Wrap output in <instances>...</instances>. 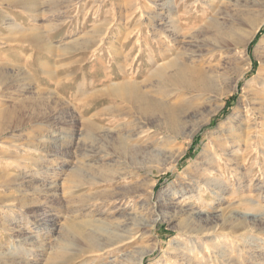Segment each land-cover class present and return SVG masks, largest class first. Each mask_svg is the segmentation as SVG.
Listing matches in <instances>:
<instances>
[{
  "label": "rangeland",
  "instance_id": "obj_1",
  "mask_svg": "<svg viewBox=\"0 0 264 264\" xmlns=\"http://www.w3.org/2000/svg\"><path fill=\"white\" fill-rule=\"evenodd\" d=\"M24 1L0 0V73H32L29 91L0 78V119L7 120L0 133V264H182L185 256L195 263L224 253L264 264V117L251 107L264 102V49L257 52L264 24L247 44V71L232 36L234 22L264 13V0H209L187 10L183 19L191 31L202 30L205 43L193 62L200 75L143 121L122 113L126 93L164 60L149 28L139 41L130 34L145 22L139 14L160 10L163 0H140L134 18L113 22L121 30L109 32L98 52L111 17L125 15L118 5L136 0H82L71 13L81 17L62 26L58 13L26 14ZM53 25L60 27L50 36ZM95 27L101 34L94 39ZM241 122L257 123L258 132ZM138 127L143 132L129 147ZM238 141L240 160L218 159L216 144L229 151ZM199 177L201 186L212 177L228 191L219 198L207 186L198 190L190 183ZM127 190L136 197L120 199ZM196 209L221 214L219 230L190 232V224L205 225L193 222ZM78 227L109 244L95 246ZM190 248H198L195 256Z\"/></svg>",
  "mask_w": 264,
  "mask_h": 264
},
{
  "label": "bare ground",
  "instance_id": "obj_2",
  "mask_svg": "<svg viewBox=\"0 0 264 264\" xmlns=\"http://www.w3.org/2000/svg\"><path fill=\"white\" fill-rule=\"evenodd\" d=\"M149 1L154 3L157 0H149ZM202 1L203 0H194L192 3H189L190 2L189 0H182L179 3L177 2V0H163L162 3L157 4V6L160 7V10L157 9L147 13L143 12L139 14L140 16L139 19L145 22L138 23L140 29L137 31V33H131L130 36L136 34L137 35L136 41H139L141 39V33H139V31H141L143 27L149 28V31L151 30L153 32L152 36L156 38V42L158 43L157 48L159 50V53L161 54V59H163L164 61L162 63H158L154 71L150 73L145 80L141 82L133 81L131 89H129V91L126 93L124 99L125 100L124 107L126 109L122 113L126 114L127 116H134L135 117L134 119H136V121L138 120L143 121L147 119L149 115L154 113V111L166 109L168 106L167 103L168 99L173 95L184 93L185 89L189 86V83L193 81L191 76L200 75V69L193 62H195L196 58L198 57L197 56L198 50L205 45L203 38H201L202 30L199 29L197 31H191L193 26H191V23H189L187 20H184L182 16L183 14H187L186 13L187 10H194L196 8L201 7L202 3L204 4L202 6H207L208 4H210L209 0H206V2H202ZM24 2H25L24 12L26 14H35V15L39 13L41 15L50 14L52 15L51 17L53 16L55 17L56 13H58V16L60 15L59 17H63V19L65 18L64 20L61 21L62 22L61 26L64 25L69 20H70L69 24H71L74 21V19L76 20V18H80L81 16L79 17L78 14L79 11L75 15H71V13L73 10L76 11L77 6L83 5L82 0H47L44 1L45 3L44 2L40 3L38 0H26ZM40 4L43 5L46 4L47 6L45 9H42V7H40ZM140 7H141L140 0H136L135 2L130 1L127 4H119L118 8L120 10V13H125V15L124 16L120 15L119 17L116 18L115 16L111 17L112 19L110 20L109 26H107L106 31L103 32V37L101 39L98 38L99 43L95 51L98 52L99 50L103 49L102 41L105 38V36L108 35L109 32L117 33L121 30L120 27H118L119 25H115L113 22H119L123 18L125 20L134 18L137 10ZM84 18L86 19V15L84 16ZM177 20L179 21V23L177 22ZM263 24H264L263 12L262 13L253 12L245 22L241 20L234 22V27H233L234 32L232 33V36H233L234 44L236 45V49H238L236 52H238L239 55L238 57L248 62L247 65H245L246 68L242 69V72L243 70L244 71L249 70L251 67L250 59L248 57V53L246 50L247 44L255 37V35L260 30ZM10 25L16 26L13 23H11ZM54 26L55 25H53V27H50L49 29L50 36L52 33H55V31H57V29L60 27V25H57L55 27ZM115 26H117L116 28L119 29L118 30L112 29ZM99 29L100 28L95 27L92 30V33L94 34V39L101 34V31ZM262 37L263 38L260 41L257 52L261 48L264 49V36ZM90 46H92L90 42L81 45L79 46L78 51L85 50ZM149 47L152 49V46ZM128 56L129 54L126 55V59L128 58ZM150 58H151V63H153L155 60L153 58V55H151ZM258 58L260 59L261 62V66H260L261 67L260 72H261L264 70V57L260 55ZM125 70L127 73L131 69L125 67ZM137 71H134L133 74L138 76L139 71L138 72ZM129 72L132 73V71ZM31 74L28 70L24 71L22 69L14 70L11 68L8 69L6 68L5 72L0 73V78H2V76H8L7 78L13 79L14 80L13 82L16 81L17 83L20 84V89H21L20 91H29L32 88L31 86L32 83L29 79L31 77ZM241 75L242 73H240V76ZM93 84L94 83L90 82L87 86H93ZM262 88L264 89V82L262 84ZM251 107L252 110H255L256 114L260 115L259 117L261 116L264 117V102L257 101L256 104L253 103ZM6 121L7 120L2 121L0 119V133L5 128ZM174 121H178V120H174ZM256 124L257 123L255 122L252 124L251 122H249L248 125L246 124L244 125L243 122H241L239 125L240 127L241 126L246 127L247 131H250L252 129V131L258 132L256 129L258 125ZM93 127H95L96 129L98 128L96 124L95 125L93 124ZM130 132L131 135H129L128 137L132 138V141L129 142L130 143L129 147H134L133 143H135V140L139 136L140 132H143V130L141 129L135 130L132 128ZM126 137L127 136L125 135L122 136V144L120 146L121 151H125L128 148ZM216 145H217V151H219L216 154L218 155V159L222 158L221 155L223 154L224 156H227L228 161L238 160L240 158L241 154L239 155L240 153L239 150L242 148L240 141H238L236 145H233L234 146L233 150H229V151L225 148V145L223 143H219ZM93 156L97 157L96 154H94ZM212 165H213V158L210 159V162H208V166H212ZM219 168L220 167H218L217 170ZM80 175L81 174L79 172L76 173V176H80ZM113 178L115 179V181H118V179L121 177L116 179V176H114ZM198 181L201 182V177L194 178L193 180H191L190 184L196 185L197 187L196 189L198 190H202L204 188L203 186H207V188L212 189L215 194L220 196L219 198H222L223 196L221 195L225 194L228 191V188L224 186L221 181H216L212 177L207 178V181L206 182L204 181L205 183L202 186ZM130 197L134 199L136 195L135 194L132 195V193H129L127 190V192H125L120 199L124 200ZM198 198L201 200L202 198L201 192ZM252 200L248 199L247 201L252 205H255L254 204L255 202H253ZM249 214L250 213H246L244 216L247 217ZM191 217L195 220L193 221L194 223H196V221L201 220L203 223H205V225H202L201 228H198L196 226H193V224H190L191 225L189 227L190 232H198V234H201L203 236H211L213 232L215 233L217 232V230H219L218 226H221V224L219 225V222L222 220L221 214L218 213H214L210 215L207 214L204 211V209L203 210L196 209L191 211ZM257 217L258 216L253 215L251 220L255 221L256 219H262ZM68 225H69L68 227L71 228L73 225L72 221H70ZM77 229L78 231L84 233L85 237L89 241H95V246L99 248H103L104 246H107L106 244H109V242H105L103 239H101L99 235H96L95 232L86 233L85 229H82L80 227H78ZM215 238H217L216 235ZM197 250L198 248H190L186 252H188L187 254L188 256H195ZM62 257L64 258L66 256L62 255ZM192 259L191 257L187 258L185 256L183 259L184 262L182 264H256V263L258 264L259 263L256 256L252 255L250 259L247 260V258H244L243 253H238V254L224 253L219 255L217 254L214 257L209 256L207 259L206 256L202 255L199 257V259H197V262L195 263L192 261ZM139 261L140 260H138V262Z\"/></svg>",
  "mask_w": 264,
  "mask_h": 264
}]
</instances>
